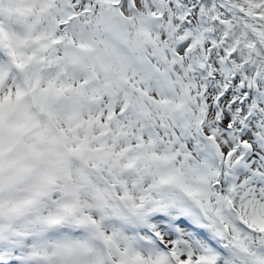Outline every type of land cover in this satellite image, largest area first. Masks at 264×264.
<instances>
[{
  "label": "snow or ice",
  "instance_id": "obj_1",
  "mask_svg": "<svg viewBox=\"0 0 264 264\" xmlns=\"http://www.w3.org/2000/svg\"><path fill=\"white\" fill-rule=\"evenodd\" d=\"M0 264H264V0H0Z\"/></svg>",
  "mask_w": 264,
  "mask_h": 264
}]
</instances>
